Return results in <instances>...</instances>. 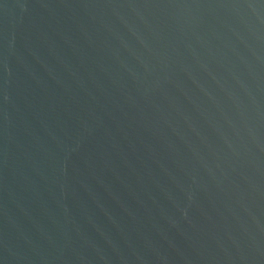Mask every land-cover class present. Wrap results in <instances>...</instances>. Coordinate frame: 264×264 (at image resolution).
<instances>
[{
	"label": "water",
	"instance_id": "1",
	"mask_svg": "<svg viewBox=\"0 0 264 264\" xmlns=\"http://www.w3.org/2000/svg\"><path fill=\"white\" fill-rule=\"evenodd\" d=\"M0 264H264V0H0Z\"/></svg>",
	"mask_w": 264,
	"mask_h": 264
}]
</instances>
